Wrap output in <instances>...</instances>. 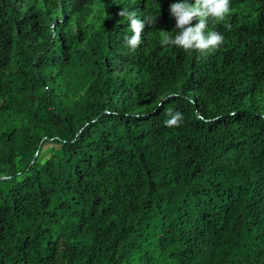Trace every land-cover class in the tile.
Masks as SVG:
<instances>
[{
  "label": "trees",
  "instance_id": "16d2710c",
  "mask_svg": "<svg viewBox=\"0 0 264 264\" xmlns=\"http://www.w3.org/2000/svg\"><path fill=\"white\" fill-rule=\"evenodd\" d=\"M178 2L0 0V264H264V0L204 54Z\"/></svg>",
  "mask_w": 264,
  "mask_h": 264
},
{
  "label": "clouds",
  "instance_id": "9594fccd",
  "mask_svg": "<svg viewBox=\"0 0 264 264\" xmlns=\"http://www.w3.org/2000/svg\"><path fill=\"white\" fill-rule=\"evenodd\" d=\"M171 17L175 19L174 36L168 31L160 30L161 46H175L185 52H198L204 54L219 48L225 41V36L218 31H209V24H220L226 21L231 13V0H195L194 3L178 2L172 3L169 7ZM118 15L124 17L129 22L132 32L131 36L124 37L125 45L135 51L142 43V31L145 24L155 25L157 18L145 16L141 20L136 11L123 8ZM193 20H197L194 26ZM225 28L231 30V24L225 23ZM178 95V94H177ZM171 117L166 120V127H179L183 122L181 113L168 111Z\"/></svg>",
  "mask_w": 264,
  "mask_h": 264
}]
</instances>
